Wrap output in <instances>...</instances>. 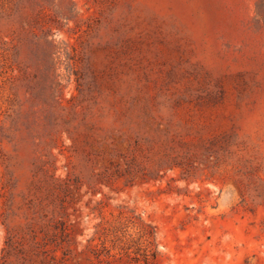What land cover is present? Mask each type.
<instances>
[{"label": "rangeland", "instance_id": "obj_1", "mask_svg": "<svg viewBox=\"0 0 264 264\" xmlns=\"http://www.w3.org/2000/svg\"><path fill=\"white\" fill-rule=\"evenodd\" d=\"M0 264H264V0H0Z\"/></svg>", "mask_w": 264, "mask_h": 264}]
</instances>
